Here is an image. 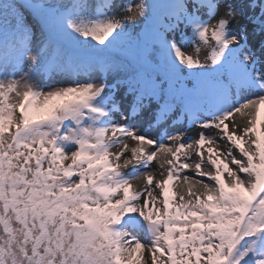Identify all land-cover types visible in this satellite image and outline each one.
<instances>
[{
    "label": "snow or ice",
    "instance_id": "1",
    "mask_svg": "<svg viewBox=\"0 0 264 264\" xmlns=\"http://www.w3.org/2000/svg\"><path fill=\"white\" fill-rule=\"evenodd\" d=\"M0 264H264V0H0Z\"/></svg>",
    "mask_w": 264,
    "mask_h": 264
},
{
    "label": "bare ground",
    "instance_id": "2",
    "mask_svg": "<svg viewBox=\"0 0 264 264\" xmlns=\"http://www.w3.org/2000/svg\"><path fill=\"white\" fill-rule=\"evenodd\" d=\"M191 175V173H189Z\"/></svg>",
    "mask_w": 264,
    "mask_h": 264
}]
</instances>
